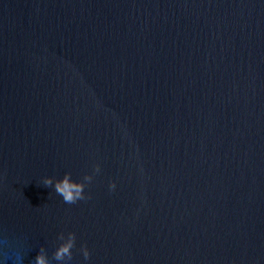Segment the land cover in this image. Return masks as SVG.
I'll return each instance as SVG.
<instances>
[{"label": "water", "instance_id": "obj_1", "mask_svg": "<svg viewBox=\"0 0 264 264\" xmlns=\"http://www.w3.org/2000/svg\"><path fill=\"white\" fill-rule=\"evenodd\" d=\"M61 233L70 264H264V0H0V264Z\"/></svg>", "mask_w": 264, "mask_h": 264}, {"label": "clouds", "instance_id": "obj_2", "mask_svg": "<svg viewBox=\"0 0 264 264\" xmlns=\"http://www.w3.org/2000/svg\"><path fill=\"white\" fill-rule=\"evenodd\" d=\"M95 171L99 173V166L96 167ZM84 180L90 183L92 176H85ZM44 185L46 187H52L53 181L51 179H45ZM115 188V183L110 184V191H114ZM84 189L85 184L72 181L70 173L67 174L61 181H57L54 185L55 192L60 195L63 198V201L67 204H76L79 201L89 199L90 197H87L84 194ZM58 239L61 240L62 243L52 254L51 259L55 260L57 264H70L71 260L73 259V249L76 246L75 233H69L67 237L61 233ZM81 253L85 260H89L91 258V253L87 248V245H83L81 247ZM35 264H51L46 249L41 248L40 252L35 258Z\"/></svg>", "mask_w": 264, "mask_h": 264}]
</instances>
